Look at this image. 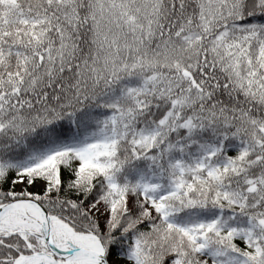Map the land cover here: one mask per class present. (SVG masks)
Masks as SVG:
<instances>
[{"label":"snow or ice","instance_id":"obj_1","mask_svg":"<svg viewBox=\"0 0 264 264\" xmlns=\"http://www.w3.org/2000/svg\"><path fill=\"white\" fill-rule=\"evenodd\" d=\"M0 264H264V0H0Z\"/></svg>","mask_w":264,"mask_h":264}]
</instances>
